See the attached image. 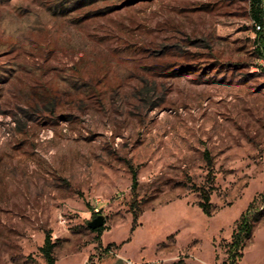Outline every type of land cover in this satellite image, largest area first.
Wrapping results in <instances>:
<instances>
[{
  "label": "rangeland",
  "instance_id": "374dc122",
  "mask_svg": "<svg viewBox=\"0 0 264 264\" xmlns=\"http://www.w3.org/2000/svg\"><path fill=\"white\" fill-rule=\"evenodd\" d=\"M262 9L0 0V264H264Z\"/></svg>",
  "mask_w": 264,
  "mask_h": 264
},
{
  "label": "trees",
  "instance_id": "16d2710c",
  "mask_svg": "<svg viewBox=\"0 0 264 264\" xmlns=\"http://www.w3.org/2000/svg\"><path fill=\"white\" fill-rule=\"evenodd\" d=\"M250 1V11L253 16V19L257 21L259 24H263V9H262V0H249ZM255 29V27H254ZM256 32H259V39L261 38V33L259 29H255ZM260 49L264 50V41H260ZM208 152L205 151V156L208 157ZM209 176H211V171H209ZM137 173L136 170H133L132 172V180H133V186L136 187V179H137ZM212 177V176H211ZM212 179V178H211ZM203 200L200 201L201 208L206 212L210 213V194L203 189L202 191ZM137 218V212L134 214V219ZM104 227V224L95 227L94 230L100 234L102 232V229ZM253 232V225L252 221L248 218L246 213H242L240 220L237 224V227L232 233V241H231V249L234 250V253L229 254V260H224L223 264H236L237 259L242 256V249L245 246L246 239L250 238L251 234ZM55 246V242L53 241L51 234L49 231L45 234V240L43 245L40 247L42 250L45 259L46 264H55V257L53 254V249Z\"/></svg>",
  "mask_w": 264,
  "mask_h": 264
},
{
  "label": "water",
  "instance_id": "95a60500",
  "mask_svg": "<svg viewBox=\"0 0 264 264\" xmlns=\"http://www.w3.org/2000/svg\"><path fill=\"white\" fill-rule=\"evenodd\" d=\"M105 216L102 213H98L96 216H94L92 219L88 221V224L92 227H98L102 224H104Z\"/></svg>",
  "mask_w": 264,
  "mask_h": 264
},
{
  "label": "built area",
  "instance_id": "2783aa9c",
  "mask_svg": "<svg viewBox=\"0 0 264 264\" xmlns=\"http://www.w3.org/2000/svg\"><path fill=\"white\" fill-rule=\"evenodd\" d=\"M252 23H253V27H255V29H259L261 30L262 29V25L259 24L257 21H255L254 19H252ZM264 55V54H263Z\"/></svg>",
  "mask_w": 264,
  "mask_h": 264
}]
</instances>
